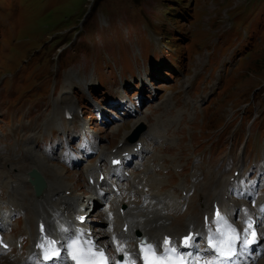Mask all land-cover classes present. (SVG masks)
<instances>
[{
    "label": "rangeland",
    "instance_id": "1",
    "mask_svg": "<svg viewBox=\"0 0 264 264\" xmlns=\"http://www.w3.org/2000/svg\"><path fill=\"white\" fill-rule=\"evenodd\" d=\"M87 10L91 0H0V86L3 87L2 95L4 101L8 105L14 106L18 95L23 91L28 90V85L34 86V96L32 99L37 103H43L47 100L51 93L52 85L59 75L56 74V66L62 65L61 59L57 62L50 56L48 47L52 48L62 41V34L64 31L75 26L84 15V6ZM99 7L107 10L106 13H99L101 19H106L108 15L117 10L120 6L121 0H99ZM186 6L193 9L196 17V22L199 19L202 11L209 10L213 16L212 20L204 23L201 26L195 27V23L185 24L178 22L173 11H169V6L166 5L167 10L163 15L156 16L150 22V31H160L163 23H172L178 25L179 31L184 34L197 36V46L200 45L201 36L206 35L218 26L226 17V7L230 5L238 6L250 0H229L222 6L218 5L217 10L213 13L214 4L220 0H180ZM258 21L263 22L262 17L264 11V0H251ZM145 4L148 0H144ZM158 5H162L167 0H154ZM99 33L96 29L93 34ZM178 37V46L182 47L184 41L181 36ZM183 37V36H182ZM229 40H233L230 37ZM147 41V40H145ZM67 42V40H64ZM83 50L87 49V57H89V64H93L96 69H100L104 63V57L99 52L94 40H83L81 42ZM40 51V53H37ZM149 52L154 53L153 47L149 46ZM110 53L108 49L105 51ZM70 52H64L62 57L67 56ZM155 54V53H154ZM240 62L232 66H226L223 72V79L230 81V87L224 92L222 98L214 101L209 106V112L212 119L220 112H225L226 106L230 101L234 100L237 103L238 97H241L246 92L248 95H253V91L263 85L261 91L257 90L256 95H259L258 101L264 105V45L258 44L256 50L246 55ZM72 58V55H70ZM218 58V53L216 55ZM112 59L119 63L121 61L119 56L112 55ZM68 61L63 63L65 66ZM210 69L215 70L214 61L209 66ZM29 69V74L27 70ZM126 69V66H125ZM31 75V76H30ZM19 91V92H17ZM29 98L24 97L27 101ZM264 116V113H263ZM220 119V118H219ZM218 122V121H217ZM259 127L257 122L252 128V135L247 141L248 147L257 145L259 139L264 135V130L260 128L258 134L256 131ZM197 131H203V128ZM120 135V133H119ZM117 136V138L119 137ZM115 138V140L117 139ZM79 194L82 192H78ZM83 196V195H82ZM86 196V195H85ZM83 196V197H85Z\"/></svg>",
    "mask_w": 264,
    "mask_h": 264
},
{
    "label": "bare ground",
    "instance_id": "2",
    "mask_svg": "<svg viewBox=\"0 0 264 264\" xmlns=\"http://www.w3.org/2000/svg\"><path fill=\"white\" fill-rule=\"evenodd\" d=\"M92 123V119L90 121ZM153 131H157L156 129H154ZM126 133V131L123 132V135ZM30 167H35L37 168L42 175L44 176V178L46 179V185L48 187V191H47V196L46 197H51V196H56V199L53 201L55 203H59L62 204L63 207L65 208H69L73 205L74 202H76L77 200H79L82 204L87 205L90 204L89 203V199H91L95 204H99V198H96L95 196H93L92 194H88V193H78L77 192H73L70 195H64L62 194L61 190H66L69 189V184L61 177L60 173L56 170L55 167H50V165H43L40 161L37 162L34 165H30L27 167H23L24 172H26ZM17 175V173H16ZM9 183L11 180L12 175L11 174H7ZM133 191L137 190L136 186H133L132 188ZM85 197H83V196ZM19 197H23V198H31L32 194H30L29 190H26L24 193H20L18 194ZM11 198L13 199V195H11ZM51 204V203H50ZM1 206V204H0ZM154 206L155 209H157L158 211L160 210V208L163 206V204L161 202H159L158 200L154 201ZM146 214V210H144V208H142V206H139L137 204L133 205V206H128V208L125 210V214L123 217H121L120 215H116L114 213L108 212L106 213V215L104 216V219L102 220V223L104 222H110V221H116L118 220L119 223L121 224L118 227V230H116L114 232V243L116 245V248L119 252H123L125 251L127 248H129L130 245V237L131 232H133L134 230H138L140 228V225L142 223H144V227L140 228L141 233H143V236H146L147 233L149 234L148 228L150 226V220L147 218H143L142 217ZM58 217L60 218H67L68 216L65 215H58ZM159 221L158 218H153L152 222L157 223ZM135 223H137V226H135ZM126 224V229L122 230V225Z\"/></svg>",
    "mask_w": 264,
    "mask_h": 264
},
{
    "label": "snow or ice",
    "instance_id": "3",
    "mask_svg": "<svg viewBox=\"0 0 264 264\" xmlns=\"http://www.w3.org/2000/svg\"><path fill=\"white\" fill-rule=\"evenodd\" d=\"M249 225V230H250ZM249 232L245 231L243 238L239 236L235 229H231L228 233H218L217 239L220 241V244H213L219 255L225 259L230 258L233 255V246L238 242H242L247 245L253 243L254 240L248 239ZM252 237H255V233L251 232ZM193 239L190 235L186 237L183 241L184 246H188L189 242ZM78 242H73V255L72 259L76 264H107V257L102 250L94 251V245L89 244L85 248H76ZM165 244H170L169 240L164 241ZM143 253V262L144 264H176V260L171 259V255L175 253V248L170 247L166 251H163L160 255H157V249L152 245H144L141 248ZM124 264H128L127 259L124 260Z\"/></svg>",
    "mask_w": 264,
    "mask_h": 264
}]
</instances>
